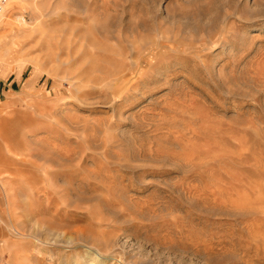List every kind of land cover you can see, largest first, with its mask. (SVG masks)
Instances as JSON below:
<instances>
[{
	"label": "rangeland",
	"instance_id": "1",
	"mask_svg": "<svg viewBox=\"0 0 264 264\" xmlns=\"http://www.w3.org/2000/svg\"><path fill=\"white\" fill-rule=\"evenodd\" d=\"M0 77V264H264V0H7Z\"/></svg>",
	"mask_w": 264,
	"mask_h": 264
},
{
	"label": "crops",
	"instance_id": "2",
	"mask_svg": "<svg viewBox=\"0 0 264 264\" xmlns=\"http://www.w3.org/2000/svg\"><path fill=\"white\" fill-rule=\"evenodd\" d=\"M9 78L0 77V94H4L6 90L10 89L9 87ZM13 81H16L15 79Z\"/></svg>",
	"mask_w": 264,
	"mask_h": 264
},
{
	"label": "built area",
	"instance_id": "3",
	"mask_svg": "<svg viewBox=\"0 0 264 264\" xmlns=\"http://www.w3.org/2000/svg\"><path fill=\"white\" fill-rule=\"evenodd\" d=\"M5 2H6V0H0V12H1Z\"/></svg>",
	"mask_w": 264,
	"mask_h": 264
},
{
	"label": "bare ground",
	"instance_id": "4",
	"mask_svg": "<svg viewBox=\"0 0 264 264\" xmlns=\"http://www.w3.org/2000/svg\"><path fill=\"white\" fill-rule=\"evenodd\" d=\"M7 1V0H6ZM6 3V2H5ZM5 3H4V6H5ZM4 6H3V8H2V10H1V12L3 11V9H4ZM1 12H0V14H1Z\"/></svg>",
	"mask_w": 264,
	"mask_h": 264
}]
</instances>
